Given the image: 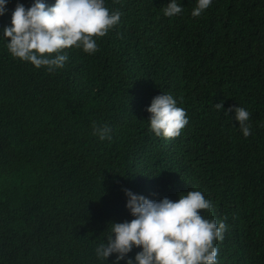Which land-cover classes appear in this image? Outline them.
Here are the masks:
<instances>
[{
	"label": "trees",
	"instance_id": "16d2710c",
	"mask_svg": "<svg viewBox=\"0 0 264 264\" xmlns=\"http://www.w3.org/2000/svg\"><path fill=\"white\" fill-rule=\"evenodd\" d=\"M17 2L32 0L0 16V264H111L95 248L110 222L132 219L125 189L157 200L201 190L213 204L203 215L230 226L220 264H264V0H213L199 17L196 0L173 17L169 0H106L119 25L95 54L67 49L53 73L8 51ZM164 91L189 117L175 138L149 130ZM220 101L251 112L252 135Z\"/></svg>",
	"mask_w": 264,
	"mask_h": 264
},
{
	"label": "clouds",
	"instance_id": "9594fccd",
	"mask_svg": "<svg viewBox=\"0 0 264 264\" xmlns=\"http://www.w3.org/2000/svg\"><path fill=\"white\" fill-rule=\"evenodd\" d=\"M10 0H0V16L7 13ZM213 0H196L191 11L199 17ZM181 0H169L163 8L167 17L179 15ZM120 11H112L106 0H32L30 6L17 2L11 23L3 29L7 49L14 58L43 67L48 73L62 69L70 57L67 49H82L87 54L99 50L97 38L106 36L121 20ZM217 110L233 112L244 137L252 135L251 112L242 107L224 109L223 101L214 104ZM147 111L151 114L149 130L165 139L178 137L189 122L186 109L167 91L155 96ZM93 134L100 140H111V128L93 121ZM126 208L131 220L110 222V231L95 248L98 260L115 254L111 264H220L217 242L229 230L227 217L208 219L201 210L212 211L213 204L201 190L179 193L178 199L167 196L151 199L125 189ZM108 224V225H109ZM108 227V226H107ZM138 248L134 258L128 254Z\"/></svg>",
	"mask_w": 264,
	"mask_h": 264
},
{
	"label": "bare ground",
	"instance_id": "6f19581e",
	"mask_svg": "<svg viewBox=\"0 0 264 264\" xmlns=\"http://www.w3.org/2000/svg\"><path fill=\"white\" fill-rule=\"evenodd\" d=\"M150 2V1H149ZM150 13V12H149ZM125 16V15H124ZM122 18V17H121ZM211 18V17H210ZM124 19V18H123ZM152 19V18H151ZM154 20V19H153ZM211 21H212V19H211ZM175 22V21H174ZM213 23V22H212ZM125 25V24H124ZM183 25V24H182ZM179 26V25H178ZM123 28V27H122ZM114 30V29H113ZM175 30V29H174ZM116 31V30H115ZM129 31V30H128ZM155 33V32H154ZM222 33H224L223 31H222ZM114 34V33H113ZM182 37V36H181ZM123 38V37H122ZM123 40V39H122ZM213 41V40H212ZM121 42V41H120ZM124 42V41H123ZM114 43V42H113ZM233 43V42H232ZM190 44V43H189ZM114 45V44H113ZM123 45V44H122ZM180 46V45H179ZM117 48V47H116ZM119 48V47H118ZM218 49V48H217ZM218 50H220V49H218ZM217 53V52H216ZM215 53V54H216ZM70 58H72V57H70ZM127 62V61H126ZM128 64H130V63H128ZM189 82V81H188ZM142 88V87H141ZM140 88V89H141ZM143 91V90H142ZM141 92V91H140ZM114 107V106H113ZM122 114V113H121ZM133 114V113H132ZM131 115V114H130ZM182 150V149H181ZM190 150V149H189ZM177 151V150H176ZM175 151V152H176ZM179 152V151H178ZM183 153V152H182ZM189 155V154H188ZM174 157V156H173ZM186 159V158H185ZM185 161V160H184ZM148 184V183H147ZM234 224V223H233ZM238 228V227H237ZM243 230V229H242ZM234 231V230H233ZM241 234V233H240ZM244 234V233H243ZM242 234V235H243ZM234 236V235H233ZM246 240V239H245ZM245 245V244H244ZM65 255H67V254H65ZM244 257V256H243ZM246 257V256H245ZM219 259V258H218ZM236 260V259H235ZM243 260V259H242ZM245 261V260H244ZM246 262V261H245ZM224 263V262H223ZM226 264V263H225ZM246 264V263H245Z\"/></svg>",
	"mask_w": 264,
	"mask_h": 264
}]
</instances>
